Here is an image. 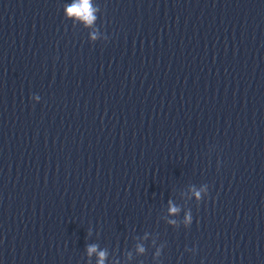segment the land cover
Returning <instances> with one entry per match:
<instances>
[{"label": "clouds", "instance_id": "1", "mask_svg": "<svg viewBox=\"0 0 264 264\" xmlns=\"http://www.w3.org/2000/svg\"><path fill=\"white\" fill-rule=\"evenodd\" d=\"M97 9L92 6L91 0H75L74 3L67 6L65 8V13L69 17H74L76 19H79L83 21L87 26L93 25L94 21L96 20V13ZM93 38H95V35H93ZM200 193L197 192L196 196L199 197ZM170 211L172 213H176L178 211L177 208L171 207ZM190 219V217L188 218ZM97 251V247L95 245L88 247V254L91 255L92 253ZM140 251H143V248H140ZM106 256V253L101 251L99 252V261L98 264H104V258Z\"/></svg>", "mask_w": 264, "mask_h": 264}]
</instances>
